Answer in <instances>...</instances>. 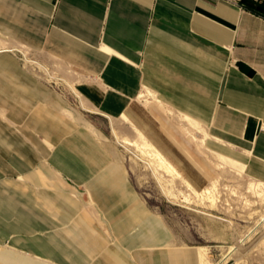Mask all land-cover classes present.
<instances>
[{
  "label": "crops",
  "instance_id": "0c3cea01",
  "mask_svg": "<svg viewBox=\"0 0 264 264\" xmlns=\"http://www.w3.org/2000/svg\"><path fill=\"white\" fill-rule=\"evenodd\" d=\"M27 47L71 68L83 108L129 117L188 176L201 173L143 90L264 180V15L240 0H0V264H201L70 95L12 50Z\"/></svg>",
  "mask_w": 264,
  "mask_h": 264
},
{
  "label": "rangeland",
  "instance_id": "374dc122",
  "mask_svg": "<svg viewBox=\"0 0 264 264\" xmlns=\"http://www.w3.org/2000/svg\"><path fill=\"white\" fill-rule=\"evenodd\" d=\"M12 50L24 66L70 95L79 119L127 170L140 198L162 219L169 241L197 248L200 256L202 248L205 264H264V180L247 172L235 148L210 140L201 121L188 115L190 120L143 90L140 106L157 108L162 117L155 121L174 140L182 158L201 173L192 179L129 117L111 118L83 108L71 68L28 47Z\"/></svg>",
  "mask_w": 264,
  "mask_h": 264
},
{
  "label": "trees",
  "instance_id": "16d2710c",
  "mask_svg": "<svg viewBox=\"0 0 264 264\" xmlns=\"http://www.w3.org/2000/svg\"><path fill=\"white\" fill-rule=\"evenodd\" d=\"M247 9L264 15V0H240Z\"/></svg>",
  "mask_w": 264,
  "mask_h": 264
},
{
  "label": "bare ground",
  "instance_id": "6f19581e",
  "mask_svg": "<svg viewBox=\"0 0 264 264\" xmlns=\"http://www.w3.org/2000/svg\"><path fill=\"white\" fill-rule=\"evenodd\" d=\"M133 142H135V141H133ZM126 143L127 144H129V145H132L133 143H131L130 141H126ZM148 148V147H147ZM142 151H143V149H141ZM147 150H150L149 148L147 149ZM147 150H146V152H147ZM148 153V152H147ZM146 153V154H147ZM149 154H150V152H149ZM154 156V155H153ZM156 156V155H155ZM154 156V157H155ZM158 162H160V160L158 161ZM167 166V165H166ZM257 185V184H256ZM263 218H264V216H263ZM200 249V251H201V264H205L206 262H207V258H206V254L201 250L202 248H199Z\"/></svg>",
  "mask_w": 264,
  "mask_h": 264
}]
</instances>
